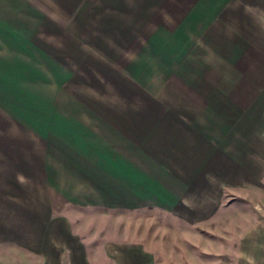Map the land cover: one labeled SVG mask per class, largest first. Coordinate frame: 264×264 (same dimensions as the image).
Returning a JSON list of instances; mask_svg holds the SVG:
<instances>
[{"label": "rangeland", "instance_id": "obj_1", "mask_svg": "<svg viewBox=\"0 0 264 264\" xmlns=\"http://www.w3.org/2000/svg\"><path fill=\"white\" fill-rule=\"evenodd\" d=\"M174 2L175 9L169 10V14L164 8L160 10L169 29L179 21L177 17L189 3L188 0ZM171 13L174 18L170 17ZM216 32L223 38L245 35L248 39L245 48L249 50L236 57L227 50L228 41L222 42V46L221 41L205 43L201 32L197 29L191 32L194 58L201 65L198 67L201 78L196 86L192 84L194 75H180L178 67L175 72L157 74L162 61L159 60L158 68H151L146 62L154 59L144 54L141 59L133 58L135 48L130 46L122 51L116 48L119 57L109 61L114 65V73L98 65L80 67L72 86L68 84L64 88V85L55 94L62 104L45 107V121L31 119L22 107L12 103L17 98L11 91H1L0 264H39L45 252L39 240L48 239V234L42 235L37 224L44 213L69 216L70 230L94 264H102L103 260L114 264H250L251 255L255 258L252 264H263L260 247L264 218V26H217ZM142 37V34L138 36ZM252 38L254 41H250ZM216 47L220 51L216 52ZM134 59L144 62L145 72L117 74L124 60ZM196 60L186 61L184 69L189 72L195 68ZM89 85L95 89L88 88ZM221 95L224 105L239 104V115L252 99L257 102L254 107L257 111L247 122H233V128L222 131L223 136L218 137L215 133L219 132L207 127L206 119L213 112L211 105L218 104ZM69 98L92 100L95 106L65 105ZM102 99L110 105H98L103 104ZM162 102L176 105L162 106ZM172 107L187 116L186 127H190L187 138H177L175 130L161 132L167 125L165 121L153 123L156 130L149 134L154 136L142 138L158 143L161 137L157 136L161 134L171 143V154L157 148L151 152L154 164L144 159V154L116 152L113 155L131 166L136 164L151 176L156 173L152 177L153 188L148 187L143 195L120 201L107 198L102 185L77 169L83 162L97 165L102 158L93 161V157L84 159L88 158L86 154L68 153L71 139L65 127L74 128L79 143L103 140L101 122L87 121L90 116L87 109H94L100 115L132 113L155 118L154 115L170 114ZM54 112L62 114L63 121L48 122V118H54ZM59 124L63 129L59 132L64 136L55 131ZM132 125L128 122L126 130L130 132ZM116 142L121 141L114 142L120 149ZM158 158L163 163L161 160L158 163ZM116 166L111 171L99 169L97 174L117 181ZM178 179L186 181L185 184ZM215 213L224 220L227 217L234 233H219L221 228L215 222ZM253 237H256L254 242ZM133 245L138 249H125ZM64 258L66 254L62 252ZM63 264H67L66 260Z\"/></svg>", "mask_w": 264, "mask_h": 264}, {"label": "crops", "instance_id": "obj_2", "mask_svg": "<svg viewBox=\"0 0 264 264\" xmlns=\"http://www.w3.org/2000/svg\"><path fill=\"white\" fill-rule=\"evenodd\" d=\"M188 2L183 8V12L177 17L179 21L169 29L167 28L169 23L163 19L160 10L164 8L169 14V10L175 9L174 0H0V94L1 91H11L18 101L12 103L22 107V110L28 113L31 119L38 118L40 122L45 121L47 111L45 107L62 104V102L58 103L59 99L55 94L58 93V90L61 91L64 85H66L64 88H68V84L72 86L71 83L80 74V67L98 65L106 72L114 73L112 69L114 65H110L109 61L119 57V54L115 53L116 48L118 51H122L130 46L135 48L133 58L138 56L141 59L144 54L151 60L154 59V61L146 62L148 65L151 64V68L153 66L158 68L159 60L162 61L161 70L159 71V68L156 70L157 74L172 73L178 67V74L194 75L192 84L196 86L201 78V69L198 68L201 65H197L199 61L194 58L195 43L191 42V32L196 29L199 33L201 32L205 43L228 41L227 50H230V53L236 57H240L246 50H249L245 48L248 42L247 37L241 34L235 36L231 34L229 38H223L219 36L221 33L216 32V27L227 25L264 26V0H188ZM115 12L118 14H113ZM166 16L168 15L166 14ZM170 17L174 18V13H171ZM211 26L215 29H212ZM144 32L145 34H143ZM140 34L144 36L142 39L138 38ZM250 41H254V39L252 38ZM220 45L222 46L223 43ZM251 49L255 50L254 46H251ZM215 51L220 50L216 47ZM188 60L192 62L196 60L193 63L196 67L188 70L189 72L184 69L185 62ZM122 63V68L119 73L116 72L117 74L146 71L142 69L144 62L142 64V61L138 59L124 60ZM88 88L95 89L90 85ZM10 97L11 94L8 93L7 98ZM218 98L221 100L218 101V104L211 105L213 112L207 115L206 119L207 127H214L215 131L219 132V134L215 133L218 137L223 136L222 131L232 129L233 122L236 124L239 121L247 122L249 117L256 114L257 110L254 107L257 102L252 101L253 99L246 102V110H242V114L239 115V104L224 105L222 95ZM67 100L65 105L95 106L92 100L91 102L76 101L77 99L71 98ZM102 100L104 101V99ZM97 104L104 107L110 105L105 101L103 104ZM161 104L162 106L176 105L172 102H162ZM87 110L90 112L87 121L101 122L103 140L97 143L90 141L79 143L77 141L79 136L73 131L74 128L72 126L69 129L65 127L64 131L69 130L71 139V145H67L69 146L68 153L86 154L88 158L84 159L91 160L93 157V161L96 158L97 160L102 158V161L97 165L95 162H83L77 169L87 177L90 176L89 178L97 184L102 185L103 193L107 198L113 200L118 198L117 201L129 200L130 197H136L145 191L148 192V187L149 189L153 188L152 177L156 173L151 176L149 173L142 172L136 164L131 166V163L128 164L127 161V164L124 163L120 157L114 158L113 155L116 152H131L141 156L144 154V159L152 161L154 164L155 159L151 152H155L158 148L160 151L164 150L165 154H171L172 146L169 140L162 137L161 134L157 136V138L161 137L158 139V143L149 139L154 136L149 133L153 134L156 130L153 123L165 121L167 125L162 128L161 132L175 130L173 132H176L177 138L181 136L184 139L187 138L190 130V127H186L188 126L186 124L187 116L174 107L170 109V114L166 113L164 117L163 115H154L155 118H146L142 114L132 113H119L110 116L103 112L100 115L99 113L95 114L94 109ZM63 119L62 114L54 112V118L47 120L58 124ZM128 122L134 123L130 126V132L126 130ZM170 122L173 124L171 125ZM112 123L118 124L112 125ZM138 123L141 126L137 125ZM62 130L61 124L55 129L57 133ZM58 134L62 135L60 132ZM90 135H92V131ZM144 137L149 138L143 140ZM117 139L121 141L120 143L116 142L120 145V149L114 146ZM162 140L163 143H161ZM156 144L158 147H155ZM160 160L158 158L156 161L159 163ZM160 163L163 161L161 160ZM115 164L119 171L117 181L111 177L106 178L105 175L97 174L99 169L114 170ZM159 168L165 169L161 165ZM181 180L179 183L185 184L186 181L182 182ZM218 214L215 213V222L220 224L219 233H234L233 225L228 223L227 217L224 220V217H220ZM204 215L207 216L206 213ZM253 217L255 216L253 215ZM262 222L263 235L260 248L263 250L261 255L264 258V218ZM37 224L42 235L43 232L48 234V239L41 237L39 240L40 247L45 251L42 252L39 264H63L64 260L67 264H94L79 245L80 240L70 230L71 224L68 215L44 213L41 222ZM247 230H251V227H248ZM256 237H253L252 242ZM128 248L132 251L138 249L134 245L125 247L126 250ZM216 250L221 252L220 248ZM62 252L66 254L64 259H62ZM217 255L219 256V253ZM253 261L255 258L251 255L249 263L252 264ZM102 264L114 263L103 260Z\"/></svg>", "mask_w": 264, "mask_h": 264}]
</instances>
